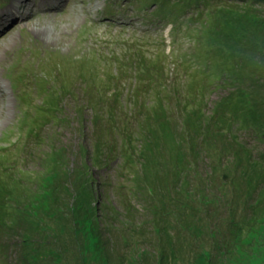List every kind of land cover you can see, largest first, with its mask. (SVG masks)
Listing matches in <instances>:
<instances>
[{
  "label": "rangeland",
  "instance_id": "obj_1",
  "mask_svg": "<svg viewBox=\"0 0 264 264\" xmlns=\"http://www.w3.org/2000/svg\"><path fill=\"white\" fill-rule=\"evenodd\" d=\"M56 1L0 18V264H264V0Z\"/></svg>",
  "mask_w": 264,
  "mask_h": 264
},
{
  "label": "bare ground",
  "instance_id": "obj_2",
  "mask_svg": "<svg viewBox=\"0 0 264 264\" xmlns=\"http://www.w3.org/2000/svg\"><path fill=\"white\" fill-rule=\"evenodd\" d=\"M27 1L28 0H3L4 9L6 10V12H5V14L0 13V18L5 17L7 22H6V24L3 25L2 29L5 28V25H6V27L13 26V25H15L17 23H20L22 21H27L29 19V17H30V13L29 12L30 11L28 9V6L26 8H24V10L21 9L22 4L25 5ZM45 1L48 2L49 0H45ZM117 1L120 2V0H117ZM70 3H71V0H57L55 2V4H56L55 6H57V7L60 8L63 4L64 5H68ZM35 7L38 8V9H40L39 5L34 4V8ZM41 9L51 10L52 7H50L48 5V6L44 7V8H41ZM137 13H139V12L137 11ZM100 14H102V13H100ZM100 17L101 18H103V17L109 18V17H112V16L111 15H109V16H107V15H101ZM113 17H116L117 18V16H113ZM130 19H132V17H130ZM161 19L162 18H156L155 19V22L160 21ZM97 20H101V19L100 18L99 19L97 18ZM106 20L112 21L114 23H120L121 22V21L120 22L119 21L117 22V21H115L113 19H106ZM122 22L125 23V20H122ZM109 23H107V24H109ZM124 23H122L120 26L127 25L126 23L125 24ZM162 23H163V21H160L159 24H162ZM31 30L35 31L36 33H40V34H35L36 36H41V35H45L43 33L46 32L47 28H44L43 26H40L39 28H33L32 27ZM28 43H30V42L28 41ZM73 67L75 68V66H73ZM28 89H29V92H31V89H33V87L30 86ZM31 225L32 224H29L28 227L29 228H32Z\"/></svg>",
  "mask_w": 264,
  "mask_h": 264
},
{
  "label": "trees",
  "instance_id": "obj_3",
  "mask_svg": "<svg viewBox=\"0 0 264 264\" xmlns=\"http://www.w3.org/2000/svg\"><path fill=\"white\" fill-rule=\"evenodd\" d=\"M202 5L204 4V2H202L201 3ZM202 5H200V6H202ZM193 6V5H192ZM192 6H190V7H186L185 9H187V10H189V9H191L192 8ZM199 5H195V8H199L200 7ZM183 14V13H182ZM184 15V14H183ZM170 19H172V21H170V20H168L167 22L172 26V29H174L175 28V25L179 22H177L175 19H173V18H170Z\"/></svg>",
  "mask_w": 264,
  "mask_h": 264
}]
</instances>
